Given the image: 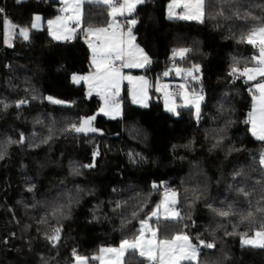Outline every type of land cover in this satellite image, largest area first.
<instances>
[{
  "label": "trees",
  "instance_id": "16d2710c",
  "mask_svg": "<svg viewBox=\"0 0 264 264\" xmlns=\"http://www.w3.org/2000/svg\"><path fill=\"white\" fill-rule=\"evenodd\" d=\"M171 1L146 0L137 7L136 42L153 61L152 68L144 72L151 80L163 69L172 49L193 50L186 62L177 60V66L201 67V83L191 82L204 94L199 123L192 109L180 107L179 115L167 112L155 91L147 108L133 105L125 93L122 117L109 120L98 115L94 126L102 134L85 136L64 131L82 117L97 114L101 106L97 95L88 97L85 85H76L71 79L73 74L92 70L82 30L70 41L57 42L46 27L37 30L30 25L37 14L44 24L60 15L59 1L0 0V99L10 105L7 110L0 108V143L8 137L17 139L21 132L26 137L23 146H6L5 158L0 160V264H42V258L49 264H73L72 250L92 262L91 257L101 248L119 246L123 239L132 238L139 220L169 190L178 193L176 209L185 216L181 224L167 227L169 234L188 224L184 230L194 242L197 237L215 242L216 248L208 252L217 264H264V249L244 246L239 235L225 234L233 230L239 216L218 217L205 207L208 202L223 207L235 201L234 211L246 210L244 198L229 192L228 185L243 180L247 189L260 177L258 158L264 142L252 135L247 123L253 106L249 89L254 83L228 76L233 57L240 61L237 67L252 66L249 61L256 50L239 42V33L245 30L243 21L206 16L201 24L168 19ZM83 12L85 26L103 27L108 22L107 8L85 3ZM6 21L18 32L12 47L4 42ZM21 27L30 29L27 40L19 35ZM34 94L64 104L33 100ZM21 99L29 103L16 108ZM226 119L231 123L226 132L219 133L224 139L212 147ZM49 127L52 139L31 147L49 135ZM97 147L96 166L84 168ZM74 167H79V174H73ZM236 169H243L244 176L233 181ZM29 184H35V191L26 190ZM154 184L158 187L153 188ZM205 188L207 198L193 203L194 191L199 194ZM63 191L72 197L70 215L49 216L46 223H39L54 201L64 199L60 196ZM261 223L264 217L256 215L251 227L245 221L237 232L248 231L252 236ZM55 226L63 230L60 244L53 248L44 234H51ZM164 231L162 224L161 233ZM124 264L150 263L130 252Z\"/></svg>",
  "mask_w": 264,
  "mask_h": 264
},
{
  "label": "snow or ice",
  "instance_id": "6c2138e0",
  "mask_svg": "<svg viewBox=\"0 0 264 264\" xmlns=\"http://www.w3.org/2000/svg\"><path fill=\"white\" fill-rule=\"evenodd\" d=\"M60 2L64 5L60 9L62 15L57 16L54 20H49L47 26L53 39L57 40L61 39V37L64 40H70L78 30H82V35L91 50L90 63L92 71L89 75L73 74L71 79L73 83L83 81L87 84L88 97H91L93 92L100 96L103 106L100 107L97 114H103L113 119L120 115V103L112 98L119 96L121 87L126 81L133 103H140L143 107H147L146 101L150 99L149 89L152 88L155 92H163L166 110L174 115H179L173 102L174 96H179L183 101L182 106L192 109L194 118L199 123L202 118L201 102L204 100L203 89L200 88L197 91L191 86L189 81L195 82L197 85L201 83L202 70L200 65L193 64L187 68L174 66L163 73L164 77L174 73L175 76L184 80V83L177 86L180 91L176 93L169 91L170 85H161L159 80L153 84L144 75L133 76L124 71L125 69H146L152 62L149 54L136 42L137 35L134 31L140 21L133 13L137 6L145 4L146 0H60ZM85 3L107 8L108 22L105 26L93 27L91 24L85 26L83 19V5ZM181 3L185 11L177 17L172 12V8L173 5ZM0 12H3V9H0ZM206 16L208 19L220 17L223 20H230L234 18L244 22L245 30L239 33V42L252 46L256 50V54L249 61L252 66L246 64L243 68L237 67L240 61L233 57V64L228 76L236 79L244 77V83L246 84L249 81L255 82L249 89L253 93L254 103L247 123L251 124L253 136L257 140L264 142V0H172V4L169 5V19L195 20L203 24ZM41 19L39 15L34 17V21H41ZM37 27L36 22L30 25L31 29H36ZM29 30V28L21 27L19 35L27 40L29 38ZM90 37H94V39L89 40ZM192 51L189 47L172 49L171 59L173 64H176L177 59L181 62H186ZM258 77L260 78L259 80H257ZM32 99L47 100L49 103L57 105L64 104V101L51 96L41 97L38 94H34ZM28 103V100L21 99L16 101L14 106L21 108ZM9 107L8 103L0 99V108L7 110ZM220 110H223V105L220 106ZM97 114L82 117L78 124L72 123L66 126L64 131H71L74 134L85 136L89 133L97 132L102 134V130L96 128L93 124ZM37 123H42V121L37 120ZM229 123H231V120L226 119L225 127L218 130L216 143L212 147L220 145L224 137L219 135V133L226 132V127ZM48 131V136L38 143H32L30 146L35 148L39 147L41 143H48L52 139V127H49ZM35 135L33 133V137ZM25 142L26 137L22 132L17 139L8 137L0 143V160L5 158L6 146L13 144L23 146ZM99 155V147H97L92 153V161L83 165V167L94 168L96 166V158ZM258 164L260 177L255 181V185H259V188L253 185L246 189L243 180L237 182L235 186L228 185L229 192H235L236 195L244 198V203L247 205L246 210L234 211L235 201L229 202L223 207H215L214 202H208L205 207L218 217L239 216V222L233 224V230L225 234L239 235L240 242L244 246L264 249V223H261L259 228L254 229L252 236H249L248 231L237 232L239 224L248 221L251 227L256 215L264 217V182H262L264 181V152L259 154ZM73 174H79V167L73 168ZM243 176V169H236L232 172L233 181H237L238 177ZM157 187V185H153V188ZM26 190L28 192L35 191V184H29ZM206 192V188L204 191H200L199 194L194 191L193 203L202 197L206 199ZM60 196L64 197V199L62 201L58 199L54 201L50 206L49 212L46 213L45 219L40 220L39 223H46L49 216L52 219H56L58 215L64 218L70 215L72 205L70 192L63 191ZM164 196L165 199L161 205H156L154 210H151L149 214L139 220V228L132 238L123 239L118 248H101V255L91 257V259L99 260L100 264H124L122 258L126 253L131 252L134 255L145 258L150 264H217L216 260L208 252V250L216 248L215 242L198 239V237L194 242L193 236L184 230L189 227L188 224H183V228L179 231L168 233L167 227L181 224L185 216H182L176 209L179 200L177 199L178 193L175 190L166 191ZM254 196L256 197L255 200L250 199ZM119 207L120 204L118 202L117 208ZM161 207H163V212H161ZM132 215L135 216L136 213L133 212ZM162 224L165 225L163 233H161ZM62 230V226H55L52 227L51 234L47 232L44 234V238L51 247L56 248L60 244ZM12 235H15V233ZM5 243H7V240H5ZM104 253H114L115 255L105 260L103 257ZM72 255L74 258L73 264H86L89 259L79 255L75 250H73ZM42 264H49V262L42 258Z\"/></svg>",
  "mask_w": 264,
  "mask_h": 264
},
{
  "label": "rangeland",
  "instance_id": "374dc122",
  "mask_svg": "<svg viewBox=\"0 0 264 264\" xmlns=\"http://www.w3.org/2000/svg\"><path fill=\"white\" fill-rule=\"evenodd\" d=\"M20 1H23V0H20ZM56 1H59L60 2V0H56ZM61 3V2H60ZM170 4H172V1L168 4V6H167V18L169 19V5ZM140 6V5H139ZM64 7V5L61 3V8H63ZM138 7V6H137ZM83 8H84V5H83ZM137 9V8H136ZM136 9H135V11H136ZM184 11H185V9H184V7H183V4L181 3V4H177V5H173V8H172V12L174 13V15L175 16H180V15H182L183 13H184ZM135 13V12H134ZM133 13V14H134ZM38 15V14H37ZM60 15H62V13H60ZM70 15V14H69ZM36 16V15H35ZM34 16V17H35ZM41 18H42V16L41 15H39ZM59 16V15H58ZM56 18V17H55ZM55 18H53V19H51V20H54ZM175 19H178V18H175ZM178 20H182V19H178ZM49 21V20H48ZM47 21V22H48ZM187 21V20H186ZM188 21H195V20H188ZM33 22H36L37 23V25H38V27L36 28L37 30H40V29H43V28H45L46 27V30L48 31V33H49V35H50V31H49V29H48V26H47V22L44 24V21H43V18L41 19V21H34V18H33ZM32 22V23H33ZM18 34V32H17V30H16V27L13 25V24H11L10 22H8V21H6L5 22V24H4V42H5V46H7V47H12V45H13V43H14V39H15V36ZM76 35V34H75ZM75 35L73 36V38L75 37ZM21 36V35H20ZM21 37H23V36H21ZM72 38V39H73ZM72 39H70V40H72ZM94 39V37H91V40H93ZM70 40H64L62 37H61V39H59V42H66V41H70ZM90 52H91V50H90ZM148 69V67L146 68V69H125L124 71L125 72H127V73H130L131 75H133V76H140V75H144V76H146L145 75V73L144 72H146V70ZM92 71V70H91ZM90 71V72H91ZM90 72H88V73H86V74H77V75H89L90 74ZM137 72V73H136ZM147 78H148V80L151 82V83H155L157 80H160L159 79V76L157 75V76H155V79L154 80H151L150 79V77H148V76H146ZM177 80V81H176ZM176 80L175 81H170V82H168V85H170L171 87H170V89H169V91H173V89H172V86H178L179 84H181V83H184V81H183V79L181 78V77H177L176 76ZM74 84H76V85H80V84H84L85 85V87H86V90L88 91V86H87V84L86 83H84L83 81H81V82H79V83H74ZM180 90V89H179ZM152 91H155L154 89H152V88H150L149 89V96H150V99H148L147 101H146V103L148 104V106L150 105V103H151V99H152V95H151V92ZM127 94L128 95V97H129V100H130V102L133 104V105H135V106H138V107H142V108H147V107H143L140 103H133L132 102V99H131V96H130V94H129V91H128V85H127V82L125 81L124 82V84L122 85V87H121V91H120V94H119V96L118 97H113L112 99L113 100H118L119 101V103H120V115H118V116H116V118H109V117H107V116H104L103 114H97V116L98 115H101V116H103V117H105L106 119H109V120H116V119H119V118H121L122 117V115H123V106H124V101L122 100V98H123V96H124V94ZM158 95H159V97H160V99H161V101H162V103H163V106H164V109L166 110V107H165V98H164V94H163V92H156ZM92 95H96V93L95 92H93V94ZM98 96V95H97ZM99 98H100V96H98ZM100 100H101V98H100ZM173 102L175 103V105H176V108H177V110H178V108H180V107H183L182 105H183V101L180 99V98H173ZM201 105H202V102H201ZM101 106H103V101L101 100ZM100 106V107H101ZM171 106V105H170ZM167 111V110H166ZM99 112V111H98ZM97 112V113H98ZM167 112H169V111H167ZM93 124H94V122H93ZM89 134H93V133H89ZM164 194H165V192H164ZM164 194H163V197H162V199H161V202H160V204L159 205H161L162 204V202L164 201V199H165V196H164ZM177 199H178V197H177ZM161 212H163V207H161ZM119 246H109V247H104V248H118ZM249 247H251V246H249ZM128 253H130V252H128ZM128 253H126L125 254V256L122 258L123 259V261H124V259H125V257L127 256V254ZM98 255H101V253H99ZM98 255H96V256H98ZM115 254L114 253H104L103 254V257H104V259L105 260H108L110 257H112V256H114ZM139 256V255H138ZM140 257V256H139ZM142 258V257H141ZM99 261V260H98ZM150 263V262H149ZM86 264H89V262L87 261L86 262ZM99 264H100V261H99Z\"/></svg>",
  "mask_w": 264,
  "mask_h": 264
},
{
  "label": "built area",
  "instance_id": "2783aa9c",
  "mask_svg": "<svg viewBox=\"0 0 264 264\" xmlns=\"http://www.w3.org/2000/svg\"><path fill=\"white\" fill-rule=\"evenodd\" d=\"M85 43L88 45V42H86V39H85ZM178 60V59H177ZM163 69L159 72H157L156 76L158 75L159 76V82L161 85L163 84H168V82L172 81V78H171V75L168 76V77H164L163 76V73L166 71V70H169V69H172L174 66H177V61H176V64L174 65L173 64V61L171 59V56L170 58L168 59V61H164L163 62ZM153 66V61L151 62V65L148 67V69L152 68ZM184 81V80H183ZM191 83V81H189ZM172 89H173V93H176V92H179V88L176 86H172ZM175 98H179V96H174ZM72 253H73V250H72ZM89 264H96L94 261L92 262H89Z\"/></svg>",
  "mask_w": 264,
  "mask_h": 264
},
{
  "label": "crops",
  "instance_id": "0c3cea01",
  "mask_svg": "<svg viewBox=\"0 0 264 264\" xmlns=\"http://www.w3.org/2000/svg\"><path fill=\"white\" fill-rule=\"evenodd\" d=\"M50 36H51V38L53 39V37H52V35L50 34ZM53 40H55V41H57V42H59V40H57V39H53ZM89 40H91V37L89 38ZM130 74V73H129ZM171 78H172V81H175L176 80V76L174 75V73L173 74H171ZM245 79V78H244ZM260 78L258 77L257 78V80H259ZM177 81V80H176ZM249 82H253V83H255L254 81H249ZM256 95H258V93H256ZM253 103H254V101H253ZM258 103V102H257ZM252 109H253V106H252ZM251 112H252V110H251ZM250 129H251V133H252V127H251V124H250ZM253 135V134H252ZM255 137V136H254ZM256 138V137H255ZM249 247V246H248ZM94 257V256H93ZM92 261H94L96 264H99V261L98 260H92Z\"/></svg>",
  "mask_w": 264,
  "mask_h": 264
}]
</instances>
